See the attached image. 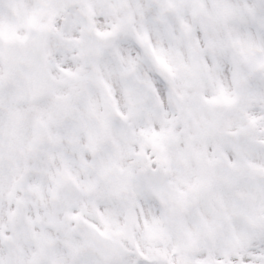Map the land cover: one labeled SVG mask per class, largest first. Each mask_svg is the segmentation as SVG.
Masks as SVG:
<instances>
[{
  "label": "snow or ice",
  "instance_id": "obj_1",
  "mask_svg": "<svg viewBox=\"0 0 264 264\" xmlns=\"http://www.w3.org/2000/svg\"><path fill=\"white\" fill-rule=\"evenodd\" d=\"M0 264H264V0H0Z\"/></svg>",
  "mask_w": 264,
  "mask_h": 264
}]
</instances>
